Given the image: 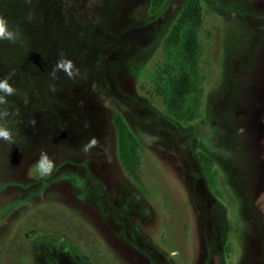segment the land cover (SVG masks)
Wrapping results in <instances>:
<instances>
[{"label": "rangeland", "instance_id": "1", "mask_svg": "<svg viewBox=\"0 0 264 264\" xmlns=\"http://www.w3.org/2000/svg\"><path fill=\"white\" fill-rule=\"evenodd\" d=\"M187 2L0 0L18 33L0 40V264H37L41 238L88 264H264V0H201V103L180 121L154 77Z\"/></svg>", "mask_w": 264, "mask_h": 264}, {"label": "trees", "instance_id": "2", "mask_svg": "<svg viewBox=\"0 0 264 264\" xmlns=\"http://www.w3.org/2000/svg\"><path fill=\"white\" fill-rule=\"evenodd\" d=\"M162 1L153 0L154 8H159ZM203 24L201 0H188L170 30L165 61L154 77L155 90L162 96L167 113L180 121L194 119L201 103L200 31ZM114 124L120 159L128 166L136 165L140 161L139 140L120 114ZM207 173H210L208 166Z\"/></svg>", "mask_w": 264, "mask_h": 264}, {"label": "flooded vegetation", "instance_id": "3", "mask_svg": "<svg viewBox=\"0 0 264 264\" xmlns=\"http://www.w3.org/2000/svg\"><path fill=\"white\" fill-rule=\"evenodd\" d=\"M4 215L0 213V227L5 223ZM8 241H14L15 236L10 238ZM50 242L49 238H41L36 245L35 255L37 264H88L80 260L78 253L73 254L55 246H46ZM60 240H56V244H60ZM64 243V242H62Z\"/></svg>", "mask_w": 264, "mask_h": 264}, {"label": "clouds", "instance_id": "4", "mask_svg": "<svg viewBox=\"0 0 264 264\" xmlns=\"http://www.w3.org/2000/svg\"><path fill=\"white\" fill-rule=\"evenodd\" d=\"M18 38V33H15L11 30H8L3 19H0V40H9L15 41ZM0 89L6 91L9 95L12 93L13 89L8 86L6 82H0ZM0 101H2V97H0ZM0 138L9 139L10 133L6 128L0 127ZM95 138L89 141L88 144L84 146V150L87 151L90 146L95 145Z\"/></svg>", "mask_w": 264, "mask_h": 264}]
</instances>
